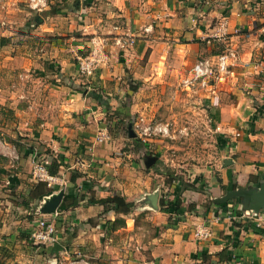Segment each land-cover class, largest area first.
Wrapping results in <instances>:
<instances>
[{
    "label": "crops",
    "instance_id": "crops-1",
    "mask_svg": "<svg viewBox=\"0 0 264 264\" xmlns=\"http://www.w3.org/2000/svg\"><path fill=\"white\" fill-rule=\"evenodd\" d=\"M204 1L48 0L36 12L25 0H0V264H56L77 253L90 264H141L144 255L149 264H203V258L231 264L232 257L264 264V209L250 208L242 195L218 202L229 191L259 188L264 178V0ZM222 21L223 34L214 36ZM94 35L107 37L109 60L85 76L76 55L85 53ZM120 35L133 42L121 48L114 41ZM228 47L237 58L204 94L222 155L213 167L199 169L193 189L178 193L187 209L183 219L168 223L160 204L164 183H154L140 158L120 150V134H113L115 145L95 143L94 134L104 126L120 130L141 85L165 79L179 84L198 58ZM37 150L64 159L54 174L60 181L39 203V195L29 196L37 184ZM71 171L80 174L74 182ZM86 183L95 197L109 187L120 191L133 208L154 209L156 223L168 226L132 257L116 239L107 241L114 215L103 218L102 205L89 202ZM60 193L59 206L65 195L78 194L79 200L60 209L57 251L33 244L29 232L40 202ZM216 213L221 219L213 222ZM256 215L261 221L250 219ZM201 221L213 228L205 241L192 234Z\"/></svg>",
    "mask_w": 264,
    "mask_h": 264
},
{
    "label": "rangeland",
    "instance_id": "rangeland-1",
    "mask_svg": "<svg viewBox=\"0 0 264 264\" xmlns=\"http://www.w3.org/2000/svg\"><path fill=\"white\" fill-rule=\"evenodd\" d=\"M204 94L203 90L197 88L186 89L181 79L179 84L177 80L169 79L148 82L141 85L133 95L131 113H128L125 120H121L124 124L120 130H116L115 126H106L112 139L105 143L115 145L113 134H120V150L140 158V165L151 173L154 183L158 180L164 183L161 186L160 199L170 201L173 198L171 184L174 185L177 181L184 188L193 189L194 178L199 169L213 167L222 155L224 145L217 136L218 131L207 108ZM158 125L164 130L155 129ZM146 127L150 128L146 131ZM37 152L39 158L44 157L43 152ZM146 155H151L148 161L143 158ZM141 201L142 198L137 200ZM45 202H40L38 215L44 213L41 207ZM153 210L149 213L136 206L127 214H111L109 211L102 214L103 218L114 215V219L106 227L109 234L107 241L116 239L122 248L131 251L132 257L138 258L140 252L148 249L152 238L166 228L164 224L156 223ZM146 257L144 255L143 259H147ZM143 259H140L141 264H149L147 260L142 261ZM202 262L206 264L204 258Z\"/></svg>",
    "mask_w": 264,
    "mask_h": 264
},
{
    "label": "built area",
    "instance_id": "built-area-1",
    "mask_svg": "<svg viewBox=\"0 0 264 264\" xmlns=\"http://www.w3.org/2000/svg\"><path fill=\"white\" fill-rule=\"evenodd\" d=\"M204 3H208L207 0ZM27 6L36 12H40L48 5V0H26ZM226 22L222 21L219 29L214 32V36L223 34ZM115 29L119 27L114 26ZM223 31V32H222ZM115 43L121 48L127 44L133 42V36H126L123 38L121 35L114 39ZM107 45V37L104 35H94L90 43L85 49V53L76 55L78 70L82 75L92 76L99 68L108 63V55L105 47ZM237 58V51L234 48L228 47L215 57L204 56L197 59L193 66L188 70V73L183 76L181 83L186 89L197 88L204 92H211L213 85L216 81L222 80L225 75L230 71V66ZM150 128V127H149ZM148 127L144 130H148ZM157 130H164L162 126H156ZM112 139V135L106 126L99 127L93 137L95 143H105ZM33 169L32 177L37 182H44L49 185H53L56 181H60L61 178L48 173L47 165L51 160V156H44L39 158L38 152L35 151L33 155ZM64 181L61 180L60 183ZM219 213V211H218ZM60 214L59 207L51 213H41L38 219L35 220L34 228L29 232V239L33 244L50 246L52 248L57 247V230L56 219ZM213 222H218L221 219L220 214H214ZM250 219L254 221H261L259 215L252 216ZM193 237L198 241L208 240L213 235V228L208 223L201 221L196 223L192 229ZM57 251L61 249L59 247L54 248ZM71 257L66 254L62 259L56 260V264H90V262L83 257L81 253L75 254ZM231 264H246L240 258L232 257Z\"/></svg>",
    "mask_w": 264,
    "mask_h": 264
},
{
    "label": "trees",
    "instance_id": "trees-1",
    "mask_svg": "<svg viewBox=\"0 0 264 264\" xmlns=\"http://www.w3.org/2000/svg\"><path fill=\"white\" fill-rule=\"evenodd\" d=\"M138 87V84H136L135 86L131 87V90H136V88ZM122 122V121H121ZM119 124V123H118ZM116 129L118 128V125L116 127ZM63 156H52L50 162L47 165V170L48 173L50 174H57L60 166L63 165ZM80 174L76 171H71L70 175H69V180L71 182H74L75 179L77 177H79ZM264 181V178H263ZM173 186V184H171ZM183 185V184H182ZM181 185V182H179L177 184V186L175 188H178V191L176 192L177 189H174L175 193H176V198L172 199L170 201H168L167 199H163L161 198L160 200V204H161V208L168 213L169 217V223H176L179 220L183 219L184 217V212L186 211V207L183 206L181 204V200L180 197L178 195L179 192H181V190L184 188ZM259 186V183H258ZM86 187H87V191L91 194V190H92V186L89 185L88 183H86ZM55 189L54 185H50L49 187L47 186L46 183L44 182H37L34 190H30L29 196L31 195H39V197L37 196V202L39 203V201L43 198L44 195L50 194V192ZM33 192V193H32ZM84 195H81V198H83ZM78 194L75 196H70V195H65V203L59 206V209L65 208L67 207L69 204H66V202L70 199V203L72 202H77L78 199ZM89 202L91 203H99L100 205H102V210L99 212L100 214L106 213L107 211H113L115 213H122V214H127L129 213L134 204L133 202H130L127 200V198L121 194L120 191H117L115 189L112 188H107L105 189V191L102 192V194L98 197H95L93 195V193L90 195L89 197ZM190 209V208H189ZM91 219H89L90 221ZM165 226V225H164ZM168 225H166L165 227H167Z\"/></svg>",
    "mask_w": 264,
    "mask_h": 264
},
{
    "label": "water",
    "instance_id": "water-1",
    "mask_svg": "<svg viewBox=\"0 0 264 264\" xmlns=\"http://www.w3.org/2000/svg\"><path fill=\"white\" fill-rule=\"evenodd\" d=\"M61 195L62 193H60L59 195H54L53 198L46 201L45 204L41 207L42 211L44 213H51L56 208H58L61 200ZM238 195H242L247 198V200L250 202V208L255 210L259 208L264 209V181H262L259 188L238 189L234 191H229L225 196L218 200V202Z\"/></svg>",
    "mask_w": 264,
    "mask_h": 264
}]
</instances>
